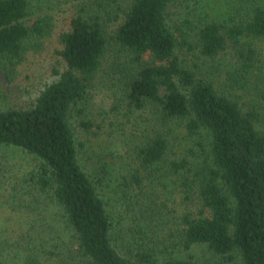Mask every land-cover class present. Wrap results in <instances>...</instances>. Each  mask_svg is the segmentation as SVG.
I'll list each match as a JSON object with an SVG mask.
<instances>
[{
	"label": "trees",
	"instance_id": "16d2710c",
	"mask_svg": "<svg viewBox=\"0 0 264 264\" xmlns=\"http://www.w3.org/2000/svg\"><path fill=\"white\" fill-rule=\"evenodd\" d=\"M233 1L209 19L179 0H0V76L30 93L0 106V149L35 162L0 204V264H196L195 246L264 264V0ZM100 71L111 110L139 113L116 224L69 123Z\"/></svg>",
	"mask_w": 264,
	"mask_h": 264
},
{
	"label": "rangeland",
	"instance_id": "374dc122",
	"mask_svg": "<svg viewBox=\"0 0 264 264\" xmlns=\"http://www.w3.org/2000/svg\"><path fill=\"white\" fill-rule=\"evenodd\" d=\"M179 1H182L184 5L179 6L180 9L190 5L192 10H196L194 11L196 16H203L205 14L209 19L215 18L216 14H224L225 11L232 8V5H235L233 0ZM180 13L174 19L179 17ZM178 54L181 59H185L189 63L198 61L191 60L192 58L185 55L184 52H179ZM205 69V66L202 67L203 71ZM203 75L214 80L215 85L220 87L223 77L219 71L212 74H208L207 72ZM6 80L3 75L0 76V90L3 89V91H0V106L22 104L29 97L30 93L20 92L19 88L23 86L20 82L10 85L11 82H7ZM112 81L110 75L100 71L93 81L91 97L78 107L80 109L78 112L74 110L71 113L69 123L74 132L76 142L83 145L79 159L85 172L91 178H94V176L98 175L101 165H105V172L107 173L104 181L105 184L103 188H98L97 190L107 203L108 209L111 211V217L116 220L114 223L116 224L118 223L117 219H119L117 209L118 207H122V198L117 185L128 165L134 166L131 156H128V152H131L133 146L132 140H135V122L139 119V113L126 114L125 110L122 109L123 107H118L114 111L111 110L113 99L116 97L112 92L114 91ZM2 82L9 84V86ZM23 83L29 87L37 84V80L33 77L23 81ZM2 84L3 86H1ZM31 90V88H28V91ZM87 122L91 126L85 129L81 126V123ZM171 130L172 135H170L169 140L173 147L172 138H174V144L177 147L179 141L183 140L181 129L172 125ZM176 153H180V150H176ZM34 165L35 162L20 150L0 149V204L6 201L7 191L9 192L10 190L9 186H13L16 178L30 175ZM159 180L161 182H153L147 189L164 192V187L168 184V178H160ZM124 224L125 220L116 225L117 232H115L113 237L117 241L116 246L120 249L122 248V250H125L123 248L124 237L122 236ZM188 253L191 254V258L196 264H212V257L202 246H195ZM185 254L187 253H180L179 256L184 257ZM38 260V264H55L48 259L39 258Z\"/></svg>",
	"mask_w": 264,
	"mask_h": 264
}]
</instances>
